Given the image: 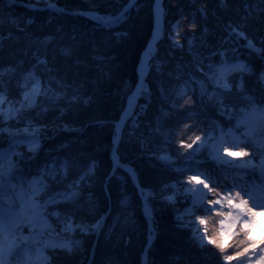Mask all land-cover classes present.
Segmentation results:
<instances>
[{
  "label": "trees",
  "instance_id": "1",
  "mask_svg": "<svg viewBox=\"0 0 264 264\" xmlns=\"http://www.w3.org/2000/svg\"><path fill=\"white\" fill-rule=\"evenodd\" d=\"M17 1L0 0V72L15 69L4 75L5 81H10L8 99L21 97L25 91L21 86L23 75L33 66L43 88L66 95H41L35 106L18 120L19 126L28 125L30 120L31 125L42 127L44 134L36 154L15 157L19 169L13 179L17 184L23 181L26 187L34 177H42L47 184L44 194L57 198L56 193L69 191L68 186L91 167L92 171L78 186L76 200L49 205L46 214L58 211L62 218L67 211L75 223L89 226L106 216L100 232L92 228L81 232L77 228L72 233L78 239L80 251L49 249V264H87L92 254L95 264H144L146 252V264H221L212 246L201 251L192 245L190 232L177 226L178 205L165 198L183 190L179 184L172 188L174 182L198 174L181 175L175 169L194 167L195 161L203 158L178 155V151L191 150L181 149L177 141L198 134L213 121H219L225 130L234 126L233 120L212 107L207 95L201 98L196 80H203L209 92L215 87L204 75L210 71L209 66L243 64L249 69L229 74L233 89L225 95L230 104H235L234 112L247 107L243 99L246 95L254 96L260 103L264 95V0H164V32L156 44L147 90L139 99L141 106L125 123L117 146L120 160L134 168L141 187L152 191L147 203L156 235L149 247L150 223L143 197L130 174L115 167L112 152L116 123L138 83L141 56L152 37L156 0H137L114 24H104L77 12L116 16L130 0H48L65 11L31 9L22 4L44 0ZM177 21L182 46L174 44L171 38L177 31L172 25ZM193 23L195 29L191 27ZM248 41L257 50L247 47ZM64 49H71L72 55L66 56ZM38 60L47 63L39 64ZM57 81L69 86L62 88ZM185 81L189 82L188 95L196 101L197 115L185 119L187 113L181 110L165 117L162 109L168 111L170 107L165 96L171 97ZM241 81L243 92L237 87ZM74 94L79 99L70 102L69 97ZM158 118L165 127L175 129L170 143L166 144L155 131ZM193 121H199L196 128L186 131L183 125ZM165 152L172 157V164L158 159ZM65 161L67 171L61 172ZM50 171L56 173L55 178L47 175ZM216 175L222 173L217 170ZM245 179L250 185L254 181L250 177ZM240 181L238 177L237 182ZM196 215L207 218L210 232L217 227L211 212ZM48 219L55 228L62 227L57 217L48 215Z\"/></svg>",
  "mask_w": 264,
  "mask_h": 264
},
{
  "label": "snow or ice",
  "instance_id": "2",
  "mask_svg": "<svg viewBox=\"0 0 264 264\" xmlns=\"http://www.w3.org/2000/svg\"><path fill=\"white\" fill-rule=\"evenodd\" d=\"M134 5V0L127 7L123 8L116 16L100 17L95 15L92 18L103 23H118L127 13L128 8ZM160 12L159 0H157L156 22L159 25ZM177 29L175 36H172L174 44L180 45L178 37L179 21L172 25ZM193 29L196 24H191ZM235 31V29H233ZM244 35V33H239ZM155 35V33H154ZM171 35V34H170ZM247 38V37H245ZM249 45L254 47L251 41ZM66 56L72 55L71 49H64ZM39 64H46L45 60H38ZM210 71L204 73L209 81L215 86L212 92L208 91L207 85L203 80H193L200 85V95H205L212 107L221 115L232 119L235 104H230L228 96L233 89V85L229 83V74L234 71H249L243 64H227L222 63L219 66H209ZM15 69H4L0 72L3 77L8 72H14ZM51 71V69H48ZM202 71V69H201ZM261 79H264L262 74ZM10 81H0V123L7 124L12 120H19L27 109H31L36 104V98L40 95H48L53 93L50 87L42 88L40 78L36 75V66L28 70L23 75V84L25 88L22 92V99L12 101L8 99L7 85ZM31 87H28V84ZM62 88H67L60 81H57ZM188 81L179 86L177 91L171 95L165 96V100L170 105L168 111H163L165 117H170L173 112L183 110L187 113L185 119H191L197 115L194 105L196 101L188 95ZM238 89L243 92L244 84L241 81ZM141 92L143 88L139 89ZM163 91V89H162ZM194 91V90H193ZM56 98L66 95V92L53 93ZM78 94L69 97L70 102L77 101ZM247 101V107L241 108L242 116L236 121L235 126L227 128L219 122L213 121L211 125L199 130L198 134L188 136L187 139L181 137L177 142L181 149L191 150L184 151L178 155H182L187 159H194L197 155L202 159L195 161L194 167L176 168L175 171L183 175L184 172H196L197 175H187L184 180L174 182L171 187L176 188L177 184L183 189V195L188 207L184 213L177 217V226L190 232L189 240L194 247L204 251L209 246L215 249L216 255L221 264H264V240H258L255 236V230L258 225L257 216L260 212H264V95L260 98V103L252 95L243 97ZM183 101V103H181ZM87 103V100H85ZM127 109L121 115L120 120L127 118ZM199 121H193L184 124L186 131L196 128ZM27 124L30 126L31 121ZM3 128L0 131L7 132L9 136L15 138L20 133L28 134L35 137L38 132L37 128ZM242 129V131H241ZM155 131L161 134L165 143H170L174 128L165 127L157 119V127ZM38 145L32 141L29 147L32 150ZM195 146V147H194ZM207 153L205 156L204 153ZM15 153H0V189L5 191L11 190L12 195H0V200L7 203L8 207H0V264H49L51 257L46 254L45 249H66L72 252V242L69 239L56 241L51 237L58 235L55 226L50 223L48 215L58 218L62 225L61 231L64 233H73L78 228L81 232H88L89 228L97 229L100 226L98 220L95 224L88 225L84 223H75L72 214L65 212L61 218V213L53 211L46 214L49 205H57L63 202L75 201L79 195L78 186L85 179L89 172L80 175L78 179L70 184L69 191L56 193L57 198L49 197L43 203L40 202L42 194L46 192L47 184L42 177H34L27 182L15 184L12 182L15 165L12 161V155ZM256 156L260 157L259 164L254 162ZM248 157L247 160L229 159ZM158 159L168 164L174 161L166 152L158 156ZM210 165V167H205ZM68 161L61 165L60 171L66 172ZM203 168V170H201ZM260 169V183L252 182L251 186H245L238 183L240 170L242 169ZM219 170L222 175H216ZM235 172V175H230ZM48 176L55 178L56 173L50 171ZM242 179V177H241ZM167 188L168 185H165ZM143 195V190H141ZM176 193L168 196L170 202H174ZM13 196L19 201V210L13 208ZM206 211L214 214L218 218V227L213 228L210 232L208 228L207 218L202 215H196L197 212ZM194 218V219H190ZM194 222H198L201 226L193 228ZM29 226V235L25 236L21 232V225ZM48 236V239L43 237ZM231 241V243H229ZM76 243H79L78 241Z\"/></svg>",
  "mask_w": 264,
  "mask_h": 264
},
{
  "label": "rangeland",
  "instance_id": "3",
  "mask_svg": "<svg viewBox=\"0 0 264 264\" xmlns=\"http://www.w3.org/2000/svg\"><path fill=\"white\" fill-rule=\"evenodd\" d=\"M8 1H10V2H14V3H19V1H17V0H8ZM39 1V0H38ZM137 1V0H136ZM135 1V2H136ZM134 2V3H135ZM22 4H25L28 8H31V9H45V8H47V9H55V10H57L58 8L57 7H59L57 4H55V3H53V2H48V0H44L42 3H25V2H22ZM156 5H157V0H156V3H155V8H156ZM163 7H164V0H163ZM165 13V12H164ZM85 16H87V15H85ZM162 32H164V21H163V30H162ZM236 32H238V34L239 33H241V32H239L238 30H236ZM240 35V34H239ZM162 36H163V33L161 34V36H160V39L162 38ZM240 36H242V37H244V35H240ZM0 39H1V37H0ZM247 47H249V48H252V49H254V50H257V48L256 47H251L250 45H249V41H248V44H247ZM156 50V49H155ZM155 50L153 51V53L151 54V58H150V61H149V71H150V68H151V62H152V58H153V56H154V54H155ZM144 53V52H143ZM143 55V54H142ZM141 59H142V56H141ZM140 63H141V60H140ZM140 63H139V66H140ZM148 74H149V72H148ZM148 74H147V76H148ZM5 78L6 77H0V81H5ZM139 79H140V76H139V67H138V81H139ZM137 85V84H136ZM41 86H42V83H41ZM136 87V86H135ZM42 88H43V86H42ZM144 91H146L147 90V77H146V83H145V86H144ZM134 90H135V88L133 89V91L131 92V94H130V96L132 95V93L134 92ZM144 91L143 92H141V94H140V97L143 95V93H144ZM41 96V95H40ZM40 96H38L37 98H36V102L38 101V98L40 97ZM129 96V97H130ZM129 97H128V99H129ZM140 97H139V99H140ZM20 99H22V95H21V97L18 99V100H20ZM138 99V100H139ZM17 99H15V100H12V101H18ZM128 102V101H127ZM141 105L139 104V101H138V103H137V105H136V107H135V110H134V114H135V112H136V110L140 107ZM29 109H27L25 112H24V114L23 115H25L26 114V112L28 111ZM133 115V114H132ZM243 115V113L242 112H234L233 111V115H232V119H230V120H233V124H234V126H235V124H236V121L240 118V116H242ZM25 126H29V125H24V126H19L18 125V120H12V121H9L7 124H5V123H0V129H3V128H23V127H25ZM37 128L38 129V132L35 134V137H32V136H29L28 134H25V133H20L19 135H17L15 138H13V137H11V136H9L8 135V133L7 132H3V131H0V153H5V152H11V153H15V154H13L12 155V161H13V163H14V165H15V169H14V172H13V174L15 173V171L16 170H18L19 169V166L17 165V162H16V160H15V157L17 156V157H21V158H23V157H25V156H28L29 154H36L37 152H38V150H39V148H41V146H42V144H43V134L44 133H42V130H41V128L42 127H40V126H36V125H30L29 126V128H30V130H31V128ZM63 129H66V127H64ZM241 131H242V129H241ZM115 136H116V133H115ZM115 136H114V139H113V143H114V148H113V152H114V149H115V144H116V141H115ZM32 141H34L38 146L35 148V150H32L30 147H29V142H32ZM17 144H22L23 146H25V147H23V148H14V146L15 145H17ZM195 147V146H194ZM116 151H117V148H116ZM113 152H112V156H113ZM118 154V153H117ZM229 159H239V160H247L248 159V157H242V158H232V157H229ZM114 161V160H113ZM254 162L256 163V164H259V162H260V157L259 156H256L255 158H254ZM114 165H116V164H114ZM128 165V164H127ZM130 166V165H129ZM135 171V170H134ZM135 173H136V171H135ZM230 173H232V174H234L235 175V172H230ZM241 177H242V179H241ZM247 177H250V178H253V180L256 182V183H260V181H261V176H260V169L259 168H255V169H252V168H249V169H242V170H240V173H239V180H241L240 182H241V184H245V186H251L250 185V183L245 179V178H247ZM12 182L13 183H15V184H17L16 182H15V180L14 179H12ZM244 182V183H243ZM141 190H143V195H142V197H143V202L145 203L147 200H148V197L150 196V195H152V191L150 190V189H141ZM141 190H140V193H141ZM0 195H12V192H11V190L9 189V190H7V191H5L4 189H0ZM173 194H171L170 196H172ZM48 199V195H45V194H42V196H41V198H40V202L41 203H43L45 200H47ZM173 204H176V205H178V213H177V216H180L182 213H184V211H185V209L188 207V204L186 203V201H185V196L183 195V190L182 191H178L177 192V194L175 195V200H174V202H172ZM19 201L18 200H16L15 199V197L13 196V208H14V210H19ZM0 207H8V205H7V203L6 202H4L3 200H0ZM149 207V206H148ZM177 208V207H176ZM213 214V213H212ZM146 215H147V217L150 219V221H152V212H151V210H150V208H149V211H148V213H146ZM262 217V219L260 220V221H258V225H257V228H256V230H255V236H256V238L258 239V240H264V217L261 215V212L258 214V216L257 217ZM104 218H106V216H104L103 218H101L100 219V226H99V228H97V231L98 232H100V229H101V225L103 224V222H105V219ZM190 219H192V218H190ZM217 220H218V218H216ZM207 223H208V221H207ZM150 228H151V231H150V234H149V239H150V241H149V243L152 241H154L153 240V238L155 239V232H156V230H155V228H154V226L152 225V223L150 222ZM219 225H218V222H217V227H218ZM192 227L193 228H199V227H201L199 224H198V222H194L193 223V225H192ZM61 228L62 227H60V228H56V232L58 233V235H54V236H52L51 238L52 239H54V240H56V241H62V240H64V239H69L71 242H72V249L75 247V250H72L73 252H77V251H80L81 250V248H79L78 246H79V244L78 243H76L77 242V240H76V238L75 237H72L71 235H72V233H64V232H62L61 231ZM21 232L23 233V235H25V236H27V235H29V226L27 225V224H22L21 225ZM74 233V232H73ZM153 236V237H152ZM43 239H48V236H45V237H43ZM229 243H231V241H229ZM79 248V249H76V248ZM83 249V248H82ZM48 250L49 249H45V252H46V254L47 255H49V253H48ZM145 255V254H144ZM92 257H93V254H92V256H91V258H90V260L88 261V263L87 264H95L94 263V261H93V259H92ZM146 262H147V256H146V258H145V256H144V264H146ZM75 264H78V263H75ZM232 264H236V261H233L232 262Z\"/></svg>",
  "mask_w": 264,
  "mask_h": 264
},
{
  "label": "bare ground",
  "instance_id": "4",
  "mask_svg": "<svg viewBox=\"0 0 264 264\" xmlns=\"http://www.w3.org/2000/svg\"><path fill=\"white\" fill-rule=\"evenodd\" d=\"M156 12H157V5L155 8V27H154V33L152 38L150 39V42L147 46V48L145 49L143 55H142V59H141V63L139 66V76L140 79L135 87L134 92L132 93V95L129 97L126 108L127 112H128V116L125 120L121 121L119 120L116 124V136H115V141L117 142L120 138L121 135V131L123 129L124 123L125 121L132 116L135 107L137 105L138 99L140 97L141 91L139 89L144 88L145 83H146V77L147 74L149 72V61L151 58V54L153 53V51L156 48V42L157 40L160 38L161 34H162V30H163V19H164V8H163V0H159V12H160V20H159V25L157 26V22H156ZM95 16V15H92ZM124 113V112H123ZM115 164L119 163V159L118 156L116 154V151L113 152V156H112ZM127 169L133 174L134 178H136V174L133 171V169L128 166ZM148 213L145 212V214ZM261 215L264 217V212H261ZM147 216V215H146ZM149 219V218H148ZM262 219V217H257V220L260 221ZM261 222V221H260ZM153 237V236H152Z\"/></svg>",
  "mask_w": 264,
  "mask_h": 264
},
{
  "label": "water",
  "instance_id": "5",
  "mask_svg": "<svg viewBox=\"0 0 264 264\" xmlns=\"http://www.w3.org/2000/svg\"><path fill=\"white\" fill-rule=\"evenodd\" d=\"M136 0H134V2H135ZM133 2V0H130V2H129V4L130 3H132ZM128 4V5H129ZM127 5V6H128ZM126 6V7H127ZM58 9V11H65L62 7H57ZM130 8V7H129ZM128 8V9H129ZM164 8V7H163ZM164 12H165V9H164ZM77 13H80V14H83V15H87L88 17H90L91 19H93L92 17V15H99L100 17H106L105 15H102V14H100V13H97V12H77ZM93 20H96V19H93ZM96 21H98V20H96ZM163 21H164V19H163ZM99 22H101V21H99ZM101 23H103V22H101ZM104 24H107V23H104ZM114 24V23H113ZM154 27H155V24H154ZM153 33H154V29H153ZM153 33H152V36H153ZM163 33V32H162ZM152 38V37H151ZM160 40V38L157 40V42ZM157 42H156V44H157ZM252 42V41H251ZM252 44H253V42H252ZM254 45V44H253ZM156 49V48H155ZM139 101V100H138ZM138 103V102H137ZM128 120V119H127ZM126 120V121H127ZM125 121V122H126ZM125 124V123H124ZM123 128H124V126H123ZM122 133H123V129H122V131H121V135H120V138H119V140L116 142V144H115V149H114V151H116V148H117V146H118V144H119V142H120V139H121V137H122ZM116 154H117V151H116ZM117 156H118V159H119V163L118 164H116L115 166H120L121 168H123V169H125L129 174H130V176L132 177V179H133V181L135 182V184L137 185V187L139 188V190H141V189H143L142 187H141V185L139 184V181H138V177H137V174H136V178H134V176H133V174L127 169V167L129 166V165H127V164H125V163H123L121 160H120V158H119V155L117 154ZM114 164H115V162H114ZM131 167V166H130ZM132 169H133V171H134V168L133 167H131ZM135 172V171H134ZM147 211H149V207H148V204L146 203L145 204V212H147ZM153 240H154V238H153ZM151 243H152V241L149 243V245H148V247L151 245ZM145 258H146V256H147V252L145 253Z\"/></svg>",
  "mask_w": 264,
  "mask_h": 264
}]
</instances>
